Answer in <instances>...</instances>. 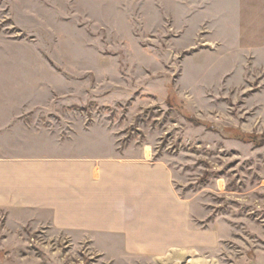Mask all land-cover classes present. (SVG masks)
Segmentation results:
<instances>
[{
    "label": "rangeland",
    "instance_id": "rangeland-1",
    "mask_svg": "<svg viewBox=\"0 0 264 264\" xmlns=\"http://www.w3.org/2000/svg\"><path fill=\"white\" fill-rule=\"evenodd\" d=\"M201 4L0 0V143L160 161L184 200L175 247L1 220L0 264H264V26Z\"/></svg>",
    "mask_w": 264,
    "mask_h": 264
},
{
    "label": "crops",
    "instance_id": "crops-1",
    "mask_svg": "<svg viewBox=\"0 0 264 264\" xmlns=\"http://www.w3.org/2000/svg\"><path fill=\"white\" fill-rule=\"evenodd\" d=\"M197 1L210 6L214 0ZM244 1L249 15L239 24L240 38L264 26V0ZM30 144L0 143V221L65 232L77 241L102 238L112 247L120 241L124 249L175 247L184 200L165 163Z\"/></svg>",
    "mask_w": 264,
    "mask_h": 264
}]
</instances>
